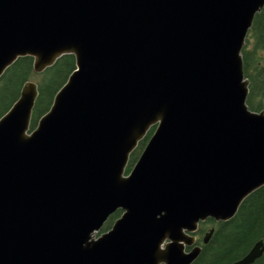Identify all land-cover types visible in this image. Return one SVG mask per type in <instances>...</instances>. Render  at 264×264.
Returning <instances> with one entry per match:
<instances>
[{"label":"water","instance_id":"1","mask_svg":"<svg viewBox=\"0 0 264 264\" xmlns=\"http://www.w3.org/2000/svg\"><path fill=\"white\" fill-rule=\"evenodd\" d=\"M263 7L0 0V77L26 56L35 73L75 60L34 129V81L0 117V264H191L199 223L264 186V110L246 104L241 56ZM263 253L264 230L231 264Z\"/></svg>","mask_w":264,"mask_h":264},{"label":"trees","instance_id":"2","mask_svg":"<svg viewBox=\"0 0 264 264\" xmlns=\"http://www.w3.org/2000/svg\"><path fill=\"white\" fill-rule=\"evenodd\" d=\"M264 7L253 19L241 51L243 75L248 80L246 104L251 111L264 110ZM75 69L74 56L66 54L41 73L33 71L31 57L18 58L0 77V117L11 107L19 96V91L26 81L37 84L38 97L35 102L30 122V131L38 119L45 114L53 101L54 95L66 82ZM154 131L152 127L130 154L125 174L146 145ZM121 211H116L106 221L102 229L111 226ZM213 228V233L206 244L202 237ZM264 230V186L247 196L236 214L228 221L215 222L207 219L198 225L195 233L197 244L201 247L198 257L191 264H231L242 258L256 241L263 238ZM252 264H264V253Z\"/></svg>","mask_w":264,"mask_h":264},{"label":"rangeland","instance_id":"3","mask_svg":"<svg viewBox=\"0 0 264 264\" xmlns=\"http://www.w3.org/2000/svg\"><path fill=\"white\" fill-rule=\"evenodd\" d=\"M112 225V224H111ZM103 228V227H102ZM101 228V230L98 232V233H96L95 235H94V237L96 238L97 236H99L101 233H104V232H106L107 230H109L110 229V227L109 228H107V229H102Z\"/></svg>","mask_w":264,"mask_h":264},{"label":"flooded vegetation","instance_id":"4","mask_svg":"<svg viewBox=\"0 0 264 264\" xmlns=\"http://www.w3.org/2000/svg\"><path fill=\"white\" fill-rule=\"evenodd\" d=\"M195 235V234H194ZM196 237V236H195ZM196 244H197V237H196ZM198 245V244H197Z\"/></svg>","mask_w":264,"mask_h":264},{"label":"bare ground","instance_id":"5","mask_svg":"<svg viewBox=\"0 0 264 264\" xmlns=\"http://www.w3.org/2000/svg\"><path fill=\"white\" fill-rule=\"evenodd\" d=\"M150 129H151V128H150ZM150 129H149V130H150ZM150 137H151V136H150ZM148 140H149V139H148ZM146 143H147V142H146ZM143 149H144V148H143ZM140 154H141V153H140ZM120 214H121V213H120Z\"/></svg>","mask_w":264,"mask_h":264}]
</instances>
